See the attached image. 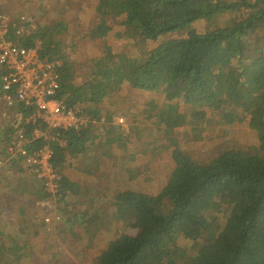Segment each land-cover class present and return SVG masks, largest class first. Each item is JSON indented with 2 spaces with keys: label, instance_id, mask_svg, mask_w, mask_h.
Returning a JSON list of instances; mask_svg holds the SVG:
<instances>
[{
  "label": "trees",
  "instance_id": "16d2710c",
  "mask_svg": "<svg viewBox=\"0 0 264 264\" xmlns=\"http://www.w3.org/2000/svg\"><path fill=\"white\" fill-rule=\"evenodd\" d=\"M97 10L121 19L118 25L126 39L135 37L143 42L159 41V44L154 50L142 52L147 54L144 63L126 57L124 71L112 65L96 64L104 68L88 73L84 83L87 100L84 101L77 90L75 97L71 95L68 101L79 115L106 123L107 118L99 119L93 110L89 111L87 104L100 103L111 91L122 86L130 85L142 94L166 91L170 103H164L167 104L163 107L165 112L159 116L160 122L169 126L166 130L181 125L178 117L169 114V107L174 111L181 102L199 105L201 109L188 121L196 128H190L188 134L192 137L195 133H203L201 146L208 138H214L206 136V130L201 127L204 121L209 123L208 119L213 117L224 125L245 126L254 138L258 152L230 148L206 163L177 153L173 173L157 195L119 193L115 203L130 211L132 227L111 241V247L92 258L89 264H264V49L253 51L249 48L251 42H257L258 23L264 21V0H100ZM230 13L242 17L233 18L231 24L219 25L220 15ZM58 24L64 30H70L64 22ZM197 24L206 28L169 38L188 28L193 29ZM20 26V35L26 37L18 40L19 45L31 48L40 41L41 59L58 64L60 84L67 92L76 80L61 42H47L53 35L51 28L38 36L37 20L23 19ZM12 27L11 24L10 40L16 42ZM125 28H129V35L124 32ZM112 30L104 23L91 34L101 33L100 36L107 37V43H112L116 40V35L110 34ZM76 41L74 38L72 46H76ZM3 72L0 68V76ZM84 87L80 85L77 89ZM16 111L30 112L21 105L16 106ZM12 121L15 118L8 121L7 127L13 133L7 129L1 134L0 155L3 159H0V168L9 163L3 146L14 140L17 129ZM100 126L104 127L103 124ZM93 127L89 123L80 131L61 133L58 138L64 140L65 145L55 143L51 146L50 162L63 179L58 193L53 196L37 184L40 208L67 203L65 201L70 199L67 191L73 193L77 188L75 193H79V188H73L74 183L65 179L60 168L69 166V153L83 146L85 138L92 136L90 130ZM29 128L25 132L27 136L32 132ZM212 129L219 132L215 126L210 129L215 134ZM37 146H44L42 138L37 141ZM58 215L62 216L60 222L66 221L63 211ZM214 225H221L214 239L186 253L181 252L177 243L181 236L204 234ZM84 249L79 247L70 252L66 248L61 255L68 264L70 255L81 259Z\"/></svg>",
  "mask_w": 264,
  "mask_h": 264
},
{
  "label": "rangeland",
  "instance_id": "374dc122",
  "mask_svg": "<svg viewBox=\"0 0 264 264\" xmlns=\"http://www.w3.org/2000/svg\"><path fill=\"white\" fill-rule=\"evenodd\" d=\"M62 1L63 0H3V5L5 6L6 3L9 2L7 4L12 6L9 10L5 8L9 13L5 14L8 16L7 19L13 26L20 25L23 19L32 20L33 22L37 20V24L43 33L46 28H51L53 32V35L50 36L51 39L48 38L47 42H61L63 52L67 53L68 62L71 63L73 68L71 69V73H75L76 75H74L76 82L73 81V83L69 85V93L68 91L66 92L68 101L71 100V95L75 97L77 90L83 95V100H87V89L84 87V83L88 78V73L104 68L102 65L95 66L96 64H103L105 66L112 65L115 69L124 71L126 67L124 59L126 57L127 59L137 60L138 63H144L147 54H142V52L151 51L158 47L159 41L143 42L141 39L135 37L126 39V35L122 33V27L118 25L121 19L111 16V21L107 22L108 26L113 28L110 34H113L121 28L118 34L120 33L122 36L116 35L115 41L112 40V43H107L105 40L107 37L100 36V33L91 34L94 29L100 27V17L102 16V19H104V15H101L102 12L97 10L98 4L100 5V0H65L71 3L66 6H64ZM57 3H60V5ZM77 4L85 5L84 12H86V14L81 22H79L75 13H73V11L75 10L76 12L78 8ZM69 7H72L73 10H69ZM103 10L104 9H102V11ZM98 13H100L101 16L98 15ZM92 15H97V20L96 18H92ZM235 17H242V15H236L234 13L220 15L218 23L219 25L231 24ZM59 22H64L65 27H69L70 30H64L62 26L58 24ZM79 28L82 29V32ZM205 28V25L197 24L195 28H188L182 34L177 33L169 38L185 36L192 30L200 31ZM212 29L213 28H211V30ZM70 31H75L77 34L70 33ZM66 32H68L66 35H61ZM124 32L129 35V28H125ZM255 35L257 37V42H251L249 46L250 50L264 49L263 20L258 23ZM74 38L77 39L76 46H72L71 44ZM80 85L84 88L77 89ZM111 92V94L105 96V99L113 96L116 100L115 107L118 110L117 113L115 111L114 114L117 116L120 115L117 119L122 118L123 120V124L117 125H127V123H129L130 127L127 126V130L115 134H104L107 137H101L100 143L93 141L97 149L102 151L100 153L101 159L98 160L102 162L101 164L103 166V170L101 171L103 174L102 179L97 181V177L94 179L86 178L85 185L80 188V190H83V193H70V191H67V195L70 196V199L65 201L67 203L62 202L56 204L52 209L54 222L55 224L57 223L58 228L62 229L60 232L56 231V239L58 236L60 238L66 234L63 229L65 228L64 224L59 221V218H62V216L58 215V213L63 211V217L65 216L69 221L71 218L72 221L75 222L73 224V229L69 230L67 234L65 247H67L70 252L78 250L79 247L85 248L84 255L81 259H76L72 255L69 256V260L71 261L72 259L73 264H89L92 258L111 247V241L117 239L128 227H132L130 211L124 209V206L115 203V199L118 198L119 193H125L127 191L126 189L139 195L143 194L151 197L157 195L173 173L172 170L175 166L174 158L177 153L188 155L196 162L206 163L217 154L230 148L258 152L254 138L247 132L245 126H236L234 124L224 125L221 120L219 121L213 117L208 119L209 123L204 121L201 127L206 130V136L214 138H208L205 144L201 146L200 140L203 133H195L192 137L188 134L190 128L193 130L196 128L195 125H192L188 121H190V116H192L194 112L201 109L199 105L181 102L174 111L169 107V114L178 117L181 120V125L173 130H166L169 126L161 123L159 118V116L165 112L163 111V107L167 104L164 103L169 102L166 91H155L154 93L142 94L139 90L136 91L130 88L129 85L122 86L115 92ZM87 106H90V104H87ZM109 107L110 104L107 106L104 115L105 119L113 115V112H109ZM122 114H127L126 118H124ZM216 120L218 121L216 122ZM125 121H127V123ZM209 124L210 126L208 127ZM133 126L140 127L143 131L147 128V147H145V151H143L144 153L141 154V156H136V152L140 146V141L141 146L143 145L142 139L144 135H138L136 133L133 137L130 133V129ZM214 126L219 131L216 132L212 129L215 134L210 131ZM7 129L10 128L7 127L5 130ZM1 134L0 130V143H2ZM152 140L154 141L152 142ZM105 148H107V151L104 150ZM1 158L0 155V159ZM143 162H146L147 167L143 169L142 174L139 169ZM105 171H108V174H105ZM137 171L143 176H137V180L132 182V184L127 182L130 176L134 175ZM1 172L2 171H0V174ZM161 178L163 180L158 184ZM140 179H142V183H137ZM106 188H112L116 194L109 198V193L101 192V190ZM103 194L106 195V197L102 198L101 196ZM164 205H167V203ZM51 223H49L48 226H50ZM219 223L221 224V222ZM220 229L221 225H214L204 234L198 233L188 237L181 236L177 242L180 248H182L181 252L186 253L189 250L208 243L210 240L214 239ZM81 245L85 246L83 247ZM65 249L66 248L57 251L53 250L50 263L62 264L63 258L62 255L59 254H62ZM47 261L40 263L37 262L35 257L33 262H29L28 264H47Z\"/></svg>",
  "mask_w": 264,
  "mask_h": 264
},
{
  "label": "crops",
  "instance_id": "0c3cea01",
  "mask_svg": "<svg viewBox=\"0 0 264 264\" xmlns=\"http://www.w3.org/2000/svg\"><path fill=\"white\" fill-rule=\"evenodd\" d=\"M62 2L64 6L71 4L65 0ZM7 3L5 6L2 5V11L9 14L7 10H9L12 6ZM58 4L60 5V3ZM77 7L76 12L74 10L73 13H75V16H77V19L81 22L85 18L84 16L86 14V12H84L85 5L77 4ZM5 8L7 10H5ZM68 9L71 11L73 10L72 7H69ZM98 15H100V13H98ZM101 15L106 14L102 12ZM91 17L96 18L97 20V15H92ZM103 17L104 19H102V16L100 17L101 20L99 22L101 25H104V23L107 24V22L111 21L110 16L106 15ZM15 28L19 31L22 29L20 25L15 26ZM79 30L82 32V29L79 28ZM39 31L38 36L43 35V31L40 28ZM117 32H114L111 35H118ZM70 33L77 34L75 31H70ZM61 35H64V33ZM100 35L103 34L100 33ZM37 42L40 41H36L35 44ZM104 99L98 104H90L87 108H90L89 111L93 110L94 113L100 117L99 119L104 121L107 106L110 104L109 112H113L112 120L111 117L108 116V121H106V123L98 121V127L96 126L90 130L92 136H87L85 138L83 146L79 149L75 148L74 151H77L69 153V166L67 167L66 164L64 165V168H60L65 176V179L67 178L69 181L71 180V182L74 183L73 188H79V193H83V190H80V188L85 185L86 178L94 179L97 177V181H99L103 177L101 172L103 170V166L101 164L102 162L98 161L101 159L100 153L102 151L97 149L96 144L93 143V141L100 143L101 137H107L104 134H115L120 131L127 130V126L130 127L127 121H125L127 125H117L116 119L120 115L117 116L114 114L115 111L117 113L118 110L115 107L116 100L114 97L111 96L105 100ZM122 116L126 118L127 114H122ZM12 122L15 124L16 129L20 127L21 123L16 119ZM8 124V121L0 119L1 133H5L4 131ZM100 124H103L104 127L100 126ZM9 133L12 134L13 130L9 131ZM130 133L133 137L136 133L138 135H144V138L142 139L143 145L141 146L140 141V146L136 152V156H141V154L144 153L143 151H145V147H147V128L143 131L140 127L133 126L130 129ZM104 146L107 147L106 145ZM104 150L107 151V148ZM12 165L14 168H11ZM4 167L0 168V171H2L0 174V264H28L29 262H33L35 257L37 262L40 263L46 262L47 259L49 261L51 260V255H53V250L57 251L62 248H67L65 247L67 234L69 230L73 229V224L75 222H73L71 218L70 221L67 220L68 218H66V221L63 220V224L65 226L63 229L66 234L60 238L58 236L56 239V231L60 232L62 229L58 228L57 223L55 224L54 222L52 214L53 208H40V205L38 204L39 188L37 189L36 187L38 183L36 182L34 176H32L30 170L24 167L21 163L13 162L5 164ZM146 167V162H143L139 171L143 174V169ZM105 174H108V171H105ZM141 175L137 171L134 175L130 176L127 182L132 184V182L137 180V176ZM138 182L142 183V179L138 180L137 183ZM126 190L127 192H133L128 189ZM101 192L109 193V198L116 194L112 188H106L101 190ZM51 196L53 195L51 194ZM101 197L104 198L106 195L103 194ZM46 216H50L52 218L50 226H47L44 222V218ZM62 264H66V260H62ZM68 264H73L72 259L71 261H68Z\"/></svg>",
  "mask_w": 264,
  "mask_h": 264
},
{
  "label": "built area",
  "instance_id": "2783aa9c",
  "mask_svg": "<svg viewBox=\"0 0 264 264\" xmlns=\"http://www.w3.org/2000/svg\"><path fill=\"white\" fill-rule=\"evenodd\" d=\"M2 5L0 0V68L4 70L0 76V119L11 121L15 118L21 123L14 140L4 145V154L9 162L21 163L30 170L47 193L56 195L63 177L50 162L51 146L55 143L65 145L64 140L58 138L61 133L80 131L89 123L98 127V122L79 115L69 105L60 84L58 64L40 57L41 42L31 48L19 45L18 40L26 35H20L22 30L14 26L11 29L17 41L10 40L11 23ZM17 105L30 112H17ZM117 124H123L122 118L117 119ZM27 127L32 128L30 136L25 134ZM41 138L44 146L39 148L37 141ZM45 222L51 223V217H45Z\"/></svg>",
  "mask_w": 264,
  "mask_h": 264
},
{
  "label": "bare ground",
  "instance_id": "6f19581e",
  "mask_svg": "<svg viewBox=\"0 0 264 264\" xmlns=\"http://www.w3.org/2000/svg\"><path fill=\"white\" fill-rule=\"evenodd\" d=\"M163 179L161 178V179H159V183L158 184H160V182L162 181ZM155 196V195H154Z\"/></svg>",
  "mask_w": 264,
  "mask_h": 264
}]
</instances>
